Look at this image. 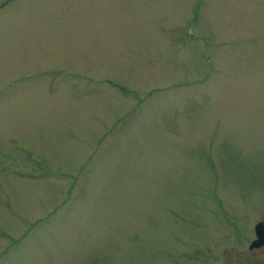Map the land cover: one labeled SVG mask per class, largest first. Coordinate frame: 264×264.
Segmentation results:
<instances>
[{"label": "rangeland", "instance_id": "obj_1", "mask_svg": "<svg viewBox=\"0 0 264 264\" xmlns=\"http://www.w3.org/2000/svg\"><path fill=\"white\" fill-rule=\"evenodd\" d=\"M259 193L264 0H0V264H218Z\"/></svg>", "mask_w": 264, "mask_h": 264}, {"label": "flooded vegetation", "instance_id": "obj_2", "mask_svg": "<svg viewBox=\"0 0 264 264\" xmlns=\"http://www.w3.org/2000/svg\"><path fill=\"white\" fill-rule=\"evenodd\" d=\"M244 201L246 212L238 226L231 224V245L226 255H218V264H264V193Z\"/></svg>", "mask_w": 264, "mask_h": 264}]
</instances>
